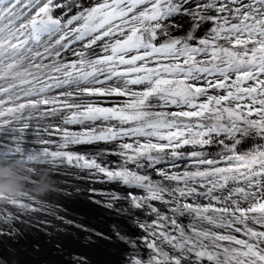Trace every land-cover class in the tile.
<instances>
[{"label": "snow or ice", "instance_id": "6c2138e0", "mask_svg": "<svg viewBox=\"0 0 264 264\" xmlns=\"http://www.w3.org/2000/svg\"><path fill=\"white\" fill-rule=\"evenodd\" d=\"M0 141L129 190L95 201L139 230L122 264H264V0H0ZM0 200V236L41 210Z\"/></svg>", "mask_w": 264, "mask_h": 264}, {"label": "bare ground", "instance_id": "6f19581e", "mask_svg": "<svg viewBox=\"0 0 264 264\" xmlns=\"http://www.w3.org/2000/svg\"><path fill=\"white\" fill-rule=\"evenodd\" d=\"M71 127L73 130H79V126ZM254 145L252 139H249L240 146V150H248ZM104 147L110 146L77 145L72 146L71 150L82 154H94L97 148ZM203 150L214 154L221 151V146L213 145ZM9 162L12 161H0ZM15 163L25 169L24 180L28 185L25 193L28 194L31 186L46 176L52 178L54 189L47 196L36 200L39 203L26 201L40 208V211L18 213L12 206H6L16 213L19 219L13 222L17 230L14 235L0 236V261L6 264H67L69 254H79L87 257L89 264H122L128 249L115 239V228L127 231L133 236L138 235L139 230L132 226L127 217L118 216L114 210L95 202L107 199V196L99 195L97 185H93L90 179H84L80 173L85 174L79 169L80 173L77 172L79 175L71 178L66 172L72 171V168L63 167L64 170L60 169V172L65 173L67 178H64L57 173L58 168H49L48 171L34 174L24 164ZM32 166L41 168L38 164ZM107 185L101 186L104 192L107 190L106 193L124 195L129 191L121 189L122 185L118 183L113 186ZM92 189H95V193ZM108 236H112L113 239H106Z\"/></svg>", "mask_w": 264, "mask_h": 264}, {"label": "clouds", "instance_id": "9594fccd", "mask_svg": "<svg viewBox=\"0 0 264 264\" xmlns=\"http://www.w3.org/2000/svg\"><path fill=\"white\" fill-rule=\"evenodd\" d=\"M23 166L16 164L14 161L9 163H0V197L11 198L18 197L25 193L28 185L24 180ZM52 178L46 176L33 184L28 191V195L35 200L50 194L54 189ZM0 200V203H4Z\"/></svg>", "mask_w": 264, "mask_h": 264}, {"label": "rangeland", "instance_id": "374dc122", "mask_svg": "<svg viewBox=\"0 0 264 264\" xmlns=\"http://www.w3.org/2000/svg\"><path fill=\"white\" fill-rule=\"evenodd\" d=\"M252 142L255 143V144L258 143V141H255V140H252ZM104 183H111V182H104ZM120 188H121V189H127V188L124 187V186H121ZM103 191H104V189H103ZM105 191H107V190H105ZM105 193H106V192H105Z\"/></svg>", "mask_w": 264, "mask_h": 264}]
</instances>
